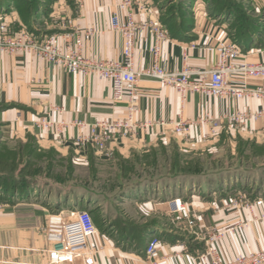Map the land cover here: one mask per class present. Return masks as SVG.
Listing matches in <instances>:
<instances>
[{
	"label": "crops",
	"instance_id": "1",
	"mask_svg": "<svg viewBox=\"0 0 264 264\" xmlns=\"http://www.w3.org/2000/svg\"><path fill=\"white\" fill-rule=\"evenodd\" d=\"M122 1L57 0L51 25L42 28L39 35L52 38L61 48H65L68 40L75 45V37L81 35L85 58L123 60V37L112 28L114 12H119L122 21L126 19L127 10L119 8ZM236 1L218 0L215 4L214 0H144V8H135V18L142 24L159 18L168 30V38L161 43L160 59L167 70L182 69L185 54L191 67L210 69L219 59L214 48L221 40L240 47L239 63L264 62V0H242L244 14L254 18V23L245 20L234 5ZM17 13L10 12L7 18L19 31L28 26ZM239 13L243 21L239 20ZM154 43L150 28L139 31L136 70L143 72L151 66ZM229 82L260 85L264 76L251 77L240 72L232 75ZM138 98L136 118L151 126L138 128L124 137L118 134L104 149L75 143L79 135H89V128L70 126L65 131L67 139L58 141L37 124L49 112L55 120L87 123L123 120L128 115V100H114L109 79L67 73L62 65L48 63L31 53L12 55L0 51V151L13 152L17 161L27 162L31 167L35 158H44L45 164L34 166L38 181L27 186L0 188V194L10 196L0 197V264H45L52 242L42 229L55 223V214L66 215L75 206H82L79 197L74 196L75 200L70 194L63 195L76 190L53 186L62 179L55 170L60 162L68 163L64 174L70 178L77 174L74 166L78 162L90 166L91 162L116 161L121 172L127 163L137 170L141 166H156L159 150L166 152L169 146L174 164L189 162L183 159V148L187 152L229 145L233 160L246 163L240 169L251 170H242L246 174L238 175L235 169L229 176L230 182L218 180V185L214 183L212 188L188 185V189L178 192L170 191L177 189L173 179L199 173L181 172L173 177L170 170L171 178L154 181L163 183V189L161 185L158 189L150 185L153 178L139 181L136 184L139 190H134L133 195L139 200L136 205L144 210L141 215L147 217L135 219L132 224L137 223L140 226L137 228L116 226L115 220L105 215V226L110 227L99 229L90 237L97 264H152L146 250L155 236L161 238L158 264H212L209 257L201 258L207 252V233L211 229L222 233L212 246L224 261L264 250V116L246 124L229 119L237 110H264V100L191 91L183 96L175 87L145 75L138 82ZM56 107L63 109H52ZM180 117L191 124L182 135L175 131ZM139 195L143 196L139 198ZM175 197L184 199L187 211H171L169 202ZM32 207L34 214L19 215L21 209ZM102 212L105 213L103 206ZM63 264L85 263L80 254H72Z\"/></svg>",
	"mask_w": 264,
	"mask_h": 264
},
{
	"label": "built area",
	"instance_id": "2",
	"mask_svg": "<svg viewBox=\"0 0 264 264\" xmlns=\"http://www.w3.org/2000/svg\"><path fill=\"white\" fill-rule=\"evenodd\" d=\"M144 8V0H123L119 4L120 9L127 10L124 21L119 12L112 16V28L119 31L123 37V60H97L85 58L83 52V38L77 35L75 45L68 40L65 48H61L50 37L40 36L29 27H23L16 31L7 14L0 12V51L12 55L31 53L48 63L60 64L67 73L93 74L100 78L109 79L112 82L113 98L120 102L128 100V115L123 120L98 121L87 123L86 121L55 120L48 115L37 121L42 130L61 142L67 139L66 129L70 126L89 128V135H79L75 143L79 146L93 145L104 149L109 142L118 137H124L134 133L138 128L151 126L150 123L139 122L136 118L139 111L138 82L141 75L160 80L166 85L176 88L183 96L187 92H204L211 95H229L237 99L254 96L264 100V83L260 85L231 84L229 78L242 72L251 77L264 76V62L239 63L242 51L237 44L221 40L214 48L219 53L218 61L210 69L193 68L188 64V55H184L183 67L178 71H171L161 64V43L168 38V30L159 18H151L146 24L139 23L135 18V8ZM150 28L154 33L155 43L151 51L153 62L145 71L140 72L135 67V49L137 34L143 28ZM61 110L62 107L52 108ZM264 116V110L257 112L237 110L229 115V119L235 123L246 124L251 120H258ZM191 124L182 117L175 123L177 134H185ZM112 154V153H110ZM169 205L174 212H185L188 207L182 197H175ZM55 223L46 226L42 231L52 242V247L45 264H63L72 254H80L85 264H97L95 249L90 246V237L97 231V224L92 213L85 208L74 207L66 215L62 213L53 216ZM222 237L217 229H211L207 233V252L201 258H210L212 264H264V250L240 255L229 261H224L220 252L212 245ZM161 245L160 237H152L147 246V258L152 264H158L156 260L158 249Z\"/></svg>",
	"mask_w": 264,
	"mask_h": 264
},
{
	"label": "rangeland",
	"instance_id": "3",
	"mask_svg": "<svg viewBox=\"0 0 264 264\" xmlns=\"http://www.w3.org/2000/svg\"><path fill=\"white\" fill-rule=\"evenodd\" d=\"M57 0H37L35 1V11L38 10L36 14V22L37 25L34 23L33 27L30 28L35 33H39L42 31V28H45L49 25H51L52 20V11L54 9V4ZM241 1L242 0H238ZM11 5L8 7L7 5H4L0 12H4L6 14H10V12H18V16L21 18V12L16 7V3L13 0H10ZM26 2V1H24ZM26 4V3H25ZM23 11H26V15H29L32 12V5L27 4L26 9L23 8ZM22 19V18H21ZM42 19V20H38ZM23 21V20H22ZM168 151H162L159 150V156H158V163L157 165H146L141 166L137 170L133 165H130L127 163L125 170L121 172L119 168L120 165H117V162L111 161V162H99V163H90L88 165H85L84 163L78 162L77 165H75V169H77V174H74V178L67 177L64 173L66 172L65 166L68 167L67 162H60L58 166H56L55 170L60 173L61 178L59 179L60 182H55L53 186L63 189L67 188V190H76V193H64L63 195L70 194V196H73V199L76 200L75 197H79V201L81 204H84L89 209H92V214L94 215L96 219L97 224V231L99 229L105 230L109 228L110 226H105L104 219L107 217L113 218L115 220L116 226L119 225H127V226H137L140 227L137 223L132 224L135 222V219L141 218L145 215H141L144 211L142 208H139V206L136 205V203L139 201L135 195H133L134 190L139 188L136 184L141 183L139 181L144 180H152L153 182L150 184L152 187L163 189V180H166L168 178H171L168 173L170 170L174 169H188L191 170L194 173H199L198 175H190L189 178L186 177H180L179 179H173L176 181V188L175 190L170 188V191L172 192H178L183 189H188V185H195L197 188L208 185L209 187L212 186L214 183L218 185L217 181L219 180L221 183L224 181L230 182V174L235 169L236 172L240 173V175H244L242 170L246 169H240V166L246 165L245 162L241 163L238 160H233L234 158L230 155L233 153L232 147L229 145L218 147L217 149H210L209 147L207 149H200V150H193V151H187L183 148V159L187 162H179L172 163V147H168ZM231 149V152H230ZM41 159H34V162L32 163V171H28L25 168H22L24 163L19 162V167L17 170V173H19L20 170L28 171L29 173H36V168L34 166L37 165H45L42 163L44 161ZM171 160V161H170ZM27 163V162H25ZM50 164H53L50 162ZM249 164V163H247ZM29 165V164H28ZM176 165V166H175ZM31 166V165H30ZM90 169L92 170V173H90ZM194 170V171H193ZM251 170V169H248ZM192 172H183V173H191ZM251 174V173H250ZM248 174V175H250ZM71 176L72 173H69ZM226 175V177H225ZM264 176V174H263ZM173 177H175L173 175ZM70 178V179H69ZM159 181L158 184H155V182ZM181 180V181H180ZM52 181V180H51ZM232 181V180H231ZM54 182V181H53ZM148 181L147 183H149ZM234 182V180H233ZM173 183L170 182V185ZM183 184V185H182ZM228 184V183H227ZM261 184V183H260ZM264 184V181H263ZM262 184V185H263ZM147 187H150L149 185ZM229 187V186H226ZM169 188V187H168ZM212 188V187H210ZM89 190L92 191V193H89ZM88 191V192H87ZM163 192V191H161ZM47 196V195H46ZM143 195H139V198H141ZM73 201V200H72ZM161 202V201H158ZM46 206V205H45ZM102 206L105 207V213L102 212ZM67 207V206H66ZM66 207H63L66 208ZM76 207H80L81 205H77ZM32 208H25L20 210L19 215L23 216L24 213H31L34 214L35 209ZM29 209V210H27ZM65 210V209H64ZM146 210V209H145ZM91 211V210H90ZM172 211V210H171ZM159 213V211H156ZM173 212V211H172ZM155 213V212H154ZM106 215V217H105ZM105 217V218H104ZM147 217V215L145 216Z\"/></svg>",
	"mask_w": 264,
	"mask_h": 264
},
{
	"label": "trees",
	"instance_id": "4",
	"mask_svg": "<svg viewBox=\"0 0 264 264\" xmlns=\"http://www.w3.org/2000/svg\"><path fill=\"white\" fill-rule=\"evenodd\" d=\"M16 3V7L18 8V10L21 12V18L23 20V22L25 23V25H27L29 28L33 27V22H35L36 20V14L38 12V10L35 11V1L36 0H13ZM26 1V2H24ZM39 0H37L38 2ZM215 4L218 3V0H214ZM26 3V4H25ZM27 4H31L32 5V12L29 15H26V11H23L25 8L26 9V5ZM34 4V6H33ZM7 5L8 7L11 5L10 0H0V9L4 6ZM235 7L237 8V10H239L240 12L243 13V16H245V20L249 22H253V20H255L252 17H248L244 14V12L246 11L245 6L241 3L236 1V3H234ZM242 13H239L238 18L240 21H243V16ZM254 23V22H253ZM245 145V144H244ZM254 148L256 149V151L258 153H262L261 150H259L256 146H254ZM242 150H244L242 148ZM13 156V160L10 159V157ZM16 155L13 152H6L5 151H0V188H13V187H19V186H27L32 184L33 182L38 181V176H36L35 173H29L28 171H32L33 168L28 165V163H24L22 168L27 169L28 171L25 170H20L19 173H17L18 167H19V162L16 160ZM178 163V162H177ZM176 163V164H177ZM176 166V165H175ZM32 168V170H30ZM182 170V171H181ZM191 170L186 169H174L172 171L173 175L177 174V173H181V172H190ZM52 180V179H51ZM8 195L6 194H0L1 198H6ZM10 197V196H8ZM81 208H85L88 209L91 213H92V209H89L87 206H85L84 204H82ZM93 215V214H92ZM94 217V215H93ZM95 219V217H94ZM96 221V219H95Z\"/></svg>",
	"mask_w": 264,
	"mask_h": 264
}]
</instances>
